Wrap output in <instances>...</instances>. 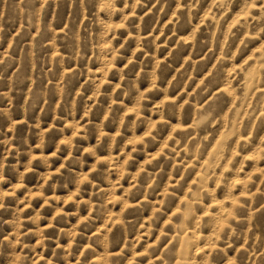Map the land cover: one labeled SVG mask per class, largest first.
<instances>
[{
  "label": "rangeland",
  "instance_id": "374dc122",
  "mask_svg": "<svg viewBox=\"0 0 264 264\" xmlns=\"http://www.w3.org/2000/svg\"><path fill=\"white\" fill-rule=\"evenodd\" d=\"M0 264H264V0H0Z\"/></svg>",
  "mask_w": 264,
  "mask_h": 264
}]
</instances>
